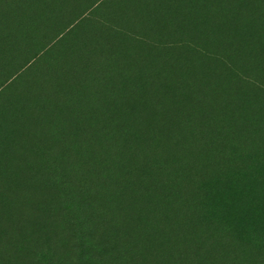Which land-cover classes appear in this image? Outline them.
<instances>
[{"label": "trees", "instance_id": "trees-1", "mask_svg": "<svg viewBox=\"0 0 264 264\" xmlns=\"http://www.w3.org/2000/svg\"><path fill=\"white\" fill-rule=\"evenodd\" d=\"M120 1L0 0L1 115L23 119L10 149L33 174L0 188L13 202L0 209V264H138L135 234L151 249L143 264H200L188 244L212 232L199 210L208 186L264 159V73L245 62L259 49L231 44L214 0ZM248 1L264 32V0ZM172 9L209 15L195 33L181 17L170 24ZM180 51L233 78L194 77L180 56L167 61ZM118 216L125 234L105 232ZM43 220H63V238Z\"/></svg>", "mask_w": 264, "mask_h": 264}, {"label": "rangeland", "instance_id": "rangeland-1", "mask_svg": "<svg viewBox=\"0 0 264 264\" xmlns=\"http://www.w3.org/2000/svg\"><path fill=\"white\" fill-rule=\"evenodd\" d=\"M122 1L130 2L132 0ZM213 3L216 6L211 11L214 19H222L224 17L231 20L229 25L233 32L231 44L244 50L248 45L254 44L259 49L258 58H253L250 55L246 57L245 62L259 63L256 69L264 73V32H259L256 21L247 17L252 13L250 2L248 0H214ZM118 4L119 6L121 5L120 0ZM177 12L178 15L173 9L168 12L170 24H174L175 19L179 21L181 17L182 20L192 27L195 33L199 32L197 27L198 19L202 16L205 19L209 15L204 9H193L190 14L188 12L189 15L185 18L182 17V12L178 10ZM202 12L204 14H201ZM241 16L246 17L243 22L240 19ZM172 28L174 29L175 26H172ZM177 28L179 29V27ZM208 29L215 31L211 24ZM1 46H4L2 50L7 48V45ZM6 53L3 51V54ZM179 56L185 62L178 64V67H182L183 64L189 66V69L195 73L194 77H198L200 80H205L207 76L216 85L210 73L213 76L217 74V76L226 77L229 80L233 78L232 67L225 66L226 64L221 61H212L197 54L195 56L190 51L171 52L166 55V59L170 64H177L175 59H178ZM9 59L10 62L14 63L17 59V54L13 53ZM246 66L247 63H244L243 67ZM6 73L8 72L5 69H0L1 76L4 77ZM10 78L11 75L6 77V80ZM217 83L223 85L220 80ZM242 94L243 98L241 101L244 100L243 103L247 105L249 102L248 93L243 91ZM15 95L16 93H13L8 98L9 103ZM17 101V113L25 112L28 108L25 99L19 98ZM2 108V105H0V142L2 144L0 146V188L4 189L7 182H13L19 188V183H17L16 179L22 178L25 181L27 177L33 175L30 168H22L20 166L22 165L19 162L20 158L13 156L10 149L14 143V132L19 126L17 122H22L23 119L18 117L3 118L1 115ZM19 116H23V114ZM208 139H211V137ZM13 169L18 172L15 178L12 176ZM214 174L217 178L221 176V171L218 169ZM206 199V205L199 210L204 211L206 209L205 213L208 215L207 226L212 227V232L206 233L201 239H194V242L192 241L188 244L196 250V253L201 255L200 264H231L233 261H236L237 264H264V159L244 162L243 170L239 174L231 176L228 182L222 184L218 180H214L208 186ZM12 203L5 197H0V209H4L7 205L11 206ZM130 219L132 220L131 217ZM117 222L127 225L126 220H122L118 216L115 217L113 223L104 225L105 232L112 231L117 234H125L124 228L118 225ZM62 226L63 220H51L50 222L43 220L38 224L42 231L50 232L52 235H60V238H63L60 234ZM254 233L257 235L254 236ZM135 235L137 237L134 246L140 250L137 255L138 259L135 262L143 264L145 251H150L151 249L147 247L149 244L143 243L148 241L145 235ZM226 236H228L229 240H226ZM179 239L182 238L180 237ZM211 243L213 244L210 245Z\"/></svg>", "mask_w": 264, "mask_h": 264}]
</instances>
